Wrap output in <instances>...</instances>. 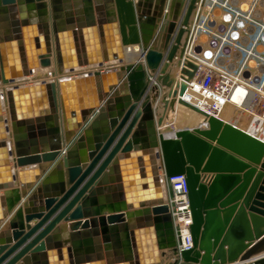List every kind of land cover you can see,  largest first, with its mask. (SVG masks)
I'll list each match as a JSON object with an SVG mask.
<instances>
[{
	"label": "water",
	"instance_id": "1",
	"mask_svg": "<svg viewBox=\"0 0 264 264\" xmlns=\"http://www.w3.org/2000/svg\"><path fill=\"white\" fill-rule=\"evenodd\" d=\"M58 2L0 0V13L14 19L12 35L0 34V87L35 69L56 65L61 75L68 67L99 65L63 62ZM197 2L108 0L115 7L109 16L117 40L119 23L123 45L142 49L135 62L124 63L118 44L121 63L107 74L0 91V264H121L107 253L121 231L125 239L117 246L124 247L128 264H264V233H258L264 225L253 217L264 219V205L258 203L264 199L259 194L264 191V141L214 117L209 128L159 138L157 128L164 121L158 111L162 103L167 110L168 102L161 87L174 83L162 66L169 67L179 55ZM49 7L52 25L46 18ZM37 10L42 23L29 27L25 14ZM183 16L185 28L180 29ZM91 87L98 89L92 96ZM177 95L176 89L169 97ZM45 119L49 128L38 127L39 143L32 124ZM161 148L166 177H187L191 251L178 249L160 178ZM229 211L227 220L219 218ZM67 231L73 240L61 243L59 234ZM75 237L84 239L76 242ZM93 237L98 256L92 254Z\"/></svg>",
	"mask_w": 264,
	"mask_h": 264
},
{
	"label": "rangeland",
	"instance_id": "2",
	"mask_svg": "<svg viewBox=\"0 0 264 264\" xmlns=\"http://www.w3.org/2000/svg\"><path fill=\"white\" fill-rule=\"evenodd\" d=\"M204 10L210 18L202 20ZM184 16L180 20V29L185 28ZM239 22H243V26ZM176 35L178 38L179 32ZM133 47L131 62L137 60L142 50ZM190 56L199 58L203 65L201 71L200 68L193 70L187 63ZM162 67L174 78V83L172 87H161L168 102L167 110L163 109L165 103H162L158 111L164 121L163 126L157 128L159 138H173L181 130L192 129L184 126L189 118L181 121L180 117L171 120L167 135L161 134L174 109L181 106L202 112L204 119L198 125L203 124V129L209 128V119L214 117L264 141V0H198L179 55L169 67ZM178 82L182 83L178 96L169 97ZM159 161L160 172L166 177L163 148L159 151ZM165 185L168 196L167 182Z\"/></svg>",
	"mask_w": 264,
	"mask_h": 264
},
{
	"label": "crops",
	"instance_id": "3",
	"mask_svg": "<svg viewBox=\"0 0 264 264\" xmlns=\"http://www.w3.org/2000/svg\"><path fill=\"white\" fill-rule=\"evenodd\" d=\"M91 1V8L92 13H87V1L86 0H59L58 2V9H60V19L57 20L61 23V52L63 55V62L66 64H78L80 62H93L98 64H118L121 63L120 60H118V44L122 50L123 55H125L124 63H130L131 62V55L128 56L127 50L130 49L131 54V47L132 46H125L123 45L124 37L122 36V33L120 31V26L118 24V40L117 36L115 35V29L114 24L111 23L110 14L113 13L114 9H111L110 4L108 3V0H90ZM50 3V2H49ZM20 12H18V19L19 22L22 21V18L20 16ZM26 19L29 22V27H36L41 25V17L39 14V11H32V12H26ZM89 16L91 19H89ZM47 21L52 25L54 23L53 18V10L51 7H49L47 11ZM13 16L10 13L4 14L0 13V34L3 35L4 38L9 36L8 34L12 35V30L14 29L13 26ZM203 20V18H202ZM102 22V26H100L99 22ZM56 22V21H55ZM93 24V25H92ZM82 25V27H80ZM92 25V26H91ZM71 26H74V29L71 28ZM54 40V39H53ZM53 41V47H54ZM54 61H56V57H53ZM193 59V60H192ZM189 60V61H188ZM187 60V63H195V67H198L199 65L202 66L200 63V60L194 58L193 56H190V58ZM27 62L29 63V59L27 57ZM108 62V63H107ZM57 66L54 65L53 69L47 70L52 76L58 74L57 73ZM41 70V69H40ZM39 70V71H40ZM52 70V72H50ZM71 71L74 69H70ZM68 70V71H70ZM38 71V72H39ZM44 71V70H43ZM46 71V70H45ZM35 72V71H34ZM34 72H31L33 75ZM53 73V74H52ZM46 78V77H45ZM93 93H95L98 89L97 87H94ZM96 94V93H95ZM239 94H237L236 99H238ZM241 101V100H240ZM238 107V106H237ZM7 114V113H6ZM5 114V115H6ZM7 116V115H6ZM48 119V118H47ZM45 119L44 122H38L37 120L34 121L32 124L33 127L36 128V140L40 143L41 141V135L38 132V127L42 125L44 128H49V121ZM25 137L26 141L28 143L31 142L30 139V131L29 127L30 125L26 124L25 126ZM48 131V130H47ZM63 131V130H62ZM48 136V135H47ZM49 137V136H48ZM14 166V164H12ZM161 176H163L161 174ZM264 188V186H263ZM260 196H264V191L259 193ZM25 200H23L24 202ZM23 202L21 206H23ZM259 205H264V199H259L258 201ZM81 204V203H80ZM100 206V204L98 205ZM95 207L92 208H96ZM264 207V206H263ZM262 208V207H261ZM260 211V210H258ZM247 213L249 214V211L247 210ZM232 215V211H229L227 213H223L222 215H219V218L223 221L227 220ZM239 220H244V215L240 214L237 215ZM253 217L255 220H262L264 225V219H262L257 214H253ZM38 222L35 221L31 224L32 227H34ZM123 231L120 232L118 236L119 238H115L118 236H113L111 239V247L109 248V251L107 252L110 256L111 261L118 262L121 264H128L126 262L127 253L125 252L124 247H118L117 244L119 241H122ZM125 233V232H124ZM259 235H262L264 233V227L259 228ZM12 236V233H10ZM60 240L61 243H64L67 240H73L72 234L67 232H61L60 234ZM76 242L79 240H83V237H75L74 238ZM97 240L96 237H93L94 241V253H92L94 256H98L101 254V252L98 250L97 243L95 242ZM100 240H102L100 238ZM104 249V245H103ZM227 249V248H226ZM82 256H87L85 249H83ZM103 254L106 256L105 250L103 251ZM181 264H184V262H181Z\"/></svg>",
	"mask_w": 264,
	"mask_h": 264
},
{
	"label": "bare ground",
	"instance_id": "4",
	"mask_svg": "<svg viewBox=\"0 0 264 264\" xmlns=\"http://www.w3.org/2000/svg\"><path fill=\"white\" fill-rule=\"evenodd\" d=\"M214 5V4H213ZM202 7V6H201ZM205 7V6H204ZM206 8V7H205ZM224 8V7H223ZM201 9V8H200ZM215 9V8H214ZM226 9V8H225ZM198 10V8H197ZM208 10V9H207ZM229 12V11H228ZM214 17V16H213ZM226 17V16H225ZM203 20L206 19V18H210L207 16V11L204 10L203 11V16H202ZM212 18V17H211ZM217 18V17H216ZM223 19V18H222ZM221 20V19H220ZM240 20V19H239ZM242 20V19H241ZM240 20V21H241ZM245 22V21H244ZM258 22V21H257ZM261 22V21H260ZM240 25L243 26V22H239ZM215 27V26H214ZM210 28V27H209ZM216 28V27H215ZM223 28V27H222ZM189 46V45H188ZM133 47V46H132ZM137 47V46H135ZM134 48V47H133ZM191 48V47H190ZM131 51H132V48H131ZM127 54L128 56H130V49L127 50ZM197 55V54H195ZM194 58H196V56H193ZM196 59H199V58H196ZM193 60V59H192ZM189 61V60H188ZM108 63V62H107ZM189 65H191L193 67V70H196L197 68L199 69L200 68V71H201V67L202 66H198V67H195V63L191 62V63H188ZM195 64V65H194ZM100 65V64H99ZM97 65V66H90V67H79V66H73V67H68L65 71H64V74H61L58 72V67H57V73L56 75H51L47 70L43 71V69H35L31 72H34L33 75L30 74L28 77H24L22 79H14V82H11L10 85H8L7 87H3L1 86L0 87V91L3 90V89H12V88H15V87H18V88H31V87H35L36 85H46V84H51V83H61V82H65V81H70V80H73V79H79V78H82V77H93L94 76V73L95 72H101L103 74H107L108 72H110V69H113L112 66L114 67V64H101L100 66ZM187 65V64H186ZM116 67V66H115ZM191 67V68H192ZM70 69H74V70H70ZM40 70V71H39ZM70 70V71H68ZM39 71V72H38ZM52 72V70L50 71ZM53 74V73H52ZM46 77V78H45ZM209 77V76H208ZM206 81V80H205ZM207 83V82H206ZM107 85V84H106ZM178 85H180L179 89L181 88L182 86V83L181 82H178L177 83V86L175 88V90H179L177 87ZM104 85H102V88L105 89V87H103ZM185 86H189V85H185ZM107 87V86H106ZM93 89V87H91ZM46 93V92H45ZM179 93V92H178ZM94 95L93 93V90H92V94L91 96ZM178 96V95H177ZM46 97V96H45ZM188 99V98H187ZM206 100V99H205ZM206 102V101H205ZM237 109H240L242 110V108H238ZM6 113H4L3 115L5 117H7L5 115ZM181 117V118H180ZM183 117V118H182ZM178 119L180 118L181 121H184L182 119H188V122H184V126L186 127H190L192 129L194 128H201L203 129V124L202 125H198V124H201L200 122L204 119L201 115V113H198V112H195V111H191V110H188L187 108H183L181 106H177L176 110L174 109V113H172L170 115V118L167 119V121L165 122V125H164V128H162V131H165L167 129V127H169L171 125V120L173 119ZM193 119V120H191ZM197 123L194 124V122ZM166 127V128H165ZM62 128H64L62 126ZM168 132V131H167ZM167 132H164L165 134ZM167 135V134H166ZM15 160L14 158H12V162H11V167L13 170H15ZM12 164H14V166H12ZM21 171V170H19ZM160 178L162 179V182L163 184H165L166 182V179L164 176H161V172H160ZM165 187V193H164V199L167 200V191H166V185L164 186Z\"/></svg>",
	"mask_w": 264,
	"mask_h": 264
},
{
	"label": "built area",
	"instance_id": "5",
	"mask_svg": "<svg viewBox=\"0 0 264 264\" xmlns=\"http://www.w3.org/2000/svg\"><path fill=\"white\" fill-rule=\"evenodd\" d=\"M166 182L170 190L167 201L171 207L178 249L180 252L191 251L194 248L191 232L193 216L187 177L185 175L166 177Z\"/></svg>",
	"mask_w": 264,
	"mask_h": 264
}]
</instances>
